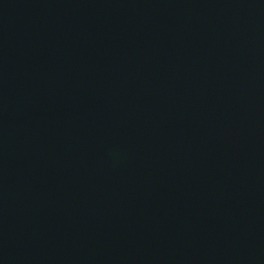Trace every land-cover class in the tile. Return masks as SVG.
Instances as JSON below:
<instances>
[{
	"label": "water",
	"instance_id": "1",
	"mask_svg": "<svg viewBox=\"0 0 264 264\" xmlns=\"http://www.w3.org/2000/svg\"><path fill=\"white\" fill-rule=\"evenodd\" d=\"M0 264H264V0H0Z\"/></svg>",
	"mask_w": 264,
	"mask_h": 264
}]
</instances>
